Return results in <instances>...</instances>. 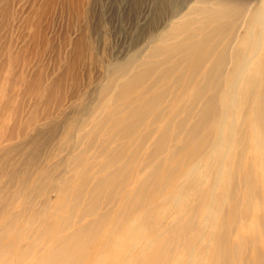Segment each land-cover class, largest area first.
Here are the masks:
<instances>
[{
    "label": "bare ground",
    "instance_id": "6f19581e",
    "mask_svg": "<svg viewBox=\"0 0 264 264\" xmlns=\"http://www.w3.org/2000/svg\"><path fill=\"white\" fill-rule=\"evenodd\" d=\"M152 1L91 105H65L70 69L28 78L6 50L0 264H264V0ZM70 44L79 70L91 44Z\"/></svg>",
    "mask_w": 264,
    "mask_h": 264
},
{
    "label": "rangeland",
    "instance_id": "374dc122",
    "mask_svg": "<svg viewBox=\"0 0 264 264\" xmlns=\"http://www.w3.org/2000/svg\"><path fill=\"white\" fill-rule=\"evenodd\" d=\"M5 1L11 2L10 15L2 10ZM130 1L94 0L91 12L87 14L81 0H0V64L5 62V52L9 50L13 55L9 61L12 73L22 71L28 78H34L42 71L45 80L52 81L70 69L63 81L65 105H84L82 102L88 93L87 101L91 105L108 66L145 45L152 34L153 28L146 22L153 15V1L141 0L138 6ZM37 3L45 7V12H38ZM149 5L151 7L147 9ZM166 17L168 14L164 15ZM83 33L91 44L90 53L78 65L79 70L74 66L72 70L70 42ZM76 72L81 83L77 95L71 96V74ZM21 91L22 85L17 84L16 97L24 100L23 116L29 105H37V99L32 92L21 95ZM75 109L77 120L84 110L82 106ZM63 122L60 132L66 126ZM71 132L72 135L74 129Z\"/></svg>",
    "mask_w": 264,
    "mask_h": 264
}]
</instances>
